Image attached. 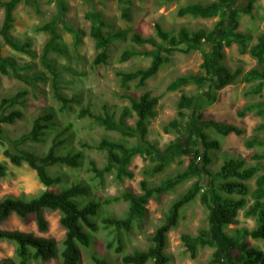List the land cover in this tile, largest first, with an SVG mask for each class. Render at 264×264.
Returning a JSON list of instances; mask_svg holds the SVG:
<instances>
[{"label": "trees", "instance_id": "trees-1", "mask_svg": "<svg viewBox=\"0 0 264 264\" xmlns=\"http://www.w3.org/2000/svg\"><path fill=\"white\" fill-rule=\"evenodd\" d=\"M22 1L24 0H0V10L4 12L0 37L3 38L4 44L12 50L33 56L30 50L31 44L28 41H20L11 35L15 21L13 13ZM173 1L163 0L167 4ZM25 2L38 13L40 12L37 0H25ZM118 2L125 4L129 3V0H118ZM233 4L234 0H216L207 4L192 3L182 6L176 12L179 18L189 16L212 19L219 17L220 20L211 31L205 29L189 31L186 28H181L175 36H172L158 23L154 26L156 37H144L140 33L131 32L130 41L133 46L124 50L121 55L122 63L135 57L151 58L148 67L116 73L121 86L128 89L131 82H136L138 88H144L174 53L203 51L201 71L177 77L167 86L166 90L167 92H176L192 85L196 86L198 90H203L205 87L207 90L202 91L199 96L182 94L177 103L178 118L166 124L163 131L165 134H170L172 131L180 132L187 118H190V122L187 124L188 131L191 129L192 123L200 128L199 138L187 142L178 140L176 144L168 148V151H171L173 155L188 156L191 160L189 170H194L197 166L201 167L202 165L199 175L206 173L211 180V185L207 188L201 180H198L174 200L163 222L149 237L150 245L145 250L128 252L124 233L131 231L135 221H141L146 217V206L152 198L172 191L187 175L180 174L167 178L156 186H150L146 181H142L140 184L142 194L136 195L132 191L126 190L119 196L108 197L99 202L94 199H86L90 192V187L87 184L74 182L72 185H64L62 175L53 174L50 170L56 166L74 170L81 168L85 160V149H95L107 154V162L102 168H98L95 161L89 162L88 170L99 179L100 184H103L105 176L109 174H114L115 179L119 182L125 179H134L135 174L130 166L136 156L146 157L150 162L155 163L161 152L149 141L148 134L150 123L157 116L156 108L162 96L152 95L151 92H144L138 98H131L130 107H125L122 110L118 120L107 112L103 117L93 115L89 107L83 108L78 114L80 119L91 117L106 131L120 133L122 140L114 141L103 138L92 146L81 143L79 150L60 154L58 151L65 144V140L54 139L51 146L42 155L27 150L23 146L27 143L39 144L43 141V137L53 125L54 114L49 112L37 117L28 133L13 139L5 134L1 125H13L24 117L22 110L15 108L26 105V96L29 92L24 89L13 96L2 98L0 101V140L6 145L2 153L6 160L0 162V180L7 177L9 163L14 167L27 165L36 172L37 178L43 186L47 188L59 186L60 190H45L30 198H3L0 200V223L8 220L12 215H16L24 222H28L31 217H34L38 230L46 232L48 223L43 212L45 210L59 212L60 223L66 231L65 238L61 243L60 264H79L82 256L81 248H89L92 244L93 234L101 230L106 232L109 239L106 244L107 250H113L116 256L109 258L94 253L91 256L93 264H148L150 262L169 264L171 259L165 252L168 234L179 224L182 210L200 196L202 205L208 210V228H201L195 237L189 234L181 236L185 253L195 259L200 248H211L214 249V252L207 264H229L212 232V229L216 228L220 235L219 239L225 244V254H228L235 264H264V154L256 153L252 156V159L256 161L254 165L246 166V160L239 158L225 161L220 170L215 173L208 168L211 163L208 152L220 150L221 142L218 139H210L204 133L205 130H213L222 138L233 134L242 136L245 133L244 129L240 127L205 117V109L217 101L216 92L236 84L238 77L242 74L241 69L231 71L222 62L223 49L236 43L240 46L241 53L247 52L255 58L260 68L248 71L242 80L248 84L259 81L256 89L252 90L253 94H259L264 87V33L258 37V43L248 49V43L252 40V36L238 32V29L241 16L251 14L252 4L244 10L234 7ZM67 11L68 7L65 1L59 0L56 16L37 28L38 32L50 35L41 56L42 63L50 70L51 64L47 62V56L52 52H63L62 48L57 46L60 40L58 28L59 25H65ZM84 17L90 22V36L98 51L93 65L95 67L105 65L109 59V46L115 39L123 36V32L111 33L107 31L109 24L100 12L93 9L87 10ZM122 17L130 21L128 8L123 10ZM66 29L73 32L71 28L66 27ZM210 43L214 45L216 53L202 49L205 44ZM148 46L153 50L147 49ZM9 63L2 56V45L0 44V73L2 75H9ZM17 78L30 86L44 81L43 77L30 79L17 75ZM57 78L58 75L55 73L54 96L61 103L60 112L63 113L70 104L76 103L77 100L67 98L61 93ZM204 97L205 102L203 101ZM256 107H259L258 113L264 117V103ZM245 113L246 110H242L239 112V116L244 117ZM128 118H135L133 126L127 123L126 119ZM262 128L264 126L260 127V129ZM125 138L135 139L136 144L130 145ZM200 145L204 148V153L199 147ZM245 146L248 149H253L257 146H264V143L256 141V139H248ZM199 160L203 163H198ZM164 168L165 163L159 162L152 170L146 169L144 173L152 176L162 172ZM260 172L262 174L257 176ZM256 176V188L251 190L248 183ZM248 196L253 200L250 205ZM122 200L128 203L127 213L123 217L101 215L103 205L119 203ZM240 211H244L247 218L256 219V228L249 230L243 227L234 229L231 233L226 232V228L237 223ZM250 239L261 242L262 246H254ZM1 242L13 244L15 256L12 259L2 260L0 264L45 263L59 255L58 244L55 240L38 237L31 233L0 230Z\"/></svg>", "mask_w": 264, "mask_h": 264}, {"label": "rangeland", "instance_id": "rangeland-1", "mask_svg": "<svg viewBox=\"0 0 264 264\" xmlns=\"http://www.w3.org/2000/svg\"><path fill=\"white\" fill-rule=\"evenodd\" d=\"M40 5L38 13L33 7L26 4L25 0L16 8L13 15L15 18L14 27L11 35L20 41H28L31 44L33 56L18 53L4 44L0 37L2 45V56L9 63V75L0 73V101L4 97L15 95L20 90H27L26 105L16 107L24 113V117L13 125L2 124L1 127L5 134L13 139L28 133L33 125V121L46 113H53V125L43 137L39 144L27 143L23 146L27 150L44 154L51 146L52 141L65 140V144L60 147L59 153L66 154L71 150H79L81 143L89 145L97 144L101 139L122 140L118 132L106 131L99 126L91 117L79 118L78 114L83 108L90 109V112L96 116H105L106 112L114 115L118 120L122 110L130 107L131 98H138L144 92H151L152 95H161V100L157 106V116L149 126V141L161 152L155 163L143 156H136L130 166L135 177L132 180L125 179L119 182L114 174L105 176L103 184H100L98 178L94 177L88 169L89 162L95 161L98 168H102L107 162L106 152L85 149L84 164L79 169H70L64 166H56L50 170L51 173L62 175L64 185H72L74 182H82L90 187L87 200L94 199L103 201L121 195L124 191L130 190L134 194H142L141 182L146 181L150 186L159 185L167 178H172L180 174L187 175L179 185L172 191L154 197L146 206V217L141 221H135L131 231L124 233L126 250H145L149 245V237L155 232L156 228L163 222L164 217L174 200L186 192L196 181L201 180L207 188L211 185L210 178L206 173L199 175L201 167L197 166L194 170H189L191 160L188 156L173 155L168 148L176 144L178 140L187 142L200 137V128L191 124L188 131L187 118L180 132L172 131L165 134L163 127L172 120L177 119V103L182 94L201 95L202 91L192 85L176 92H167V86L177 77L189 73H198L201 71L203 63V51H192L190 53L176 52L170 56V60L161 68L159 73L150 79L144 88H138L136 82L129 83V88L121 86V82L116 73L135 71L140 68L148 67L151 58L135 57L128 62L120 61L124 50L133 46L130 41L131 32H137L144 37H156L154 26L160 24L172 36L177 35L181 28L189 31L205 29L211 31L214 25L220 20L219 17L212 19H202L193 17L179 18L176 15L177 10L185 5L198 3L207 4L216 0H174L171 3H164L163 0H129V3H119L118 0H64L68 11L65 14V25H59L58 34L60 40L57 43L63 52H52L47 56V62L51 64V70L48 69L41 60V56L50 35L44 32H38L44 23L52 20L58 10L59 0H37ZM252 4L251 14H243L239 21L238 32L250 34L252 40L248 43V49L258 43V37L264 33V0H234V7L240 10L247 9ZM130 10V21L123 19L124 9ZM93 9L100 12L111 33L123 32V36L115 39L109 46V59L107 64L95 67L93 61L98 53L95 43L90 36V22L85 19V12ZM4 19V12L0 10V28ZM71 28L73 32H69ZM141 49V48H140ZM147 49L153 50L148 46ZM203 50L216 53L213 44H205ZM223 63L231 70L241 69L242 74L238 77L236 84L217 91V101L208 106L204 113L206 118L244 129L242 136L230 135L221 138L213 130H205L204 133L210 139H218L221 142V148L218 151L210 150L208 152L211 163L208 168L211 172H218L223 163L229 159H244L246 166L256 164L252 156L256 153L264 154V146H257L248 149L245 146L246 140L256 139L264 143V117L258 113L259 104L264 103V87L259 94H253L259 81L253 83L244 82L243 76L254 68H260L258 61L249 53H241L240 46L233 44L231 47H225L222 51ZM58 75L57 83L61 93L67 98H75L76 103L70 104L65 112H60L61 103L54 96V74ZM17 75L26 78L43 77L44 81L37 82L35 86H30L17 78ZM205 102V97L203 98ZM246 110L245 116L240 117L239 112ZM189 115V112H187ZM131 126L135 123V118L126 119ZM125 140L130 144H136L135 139ZM204 153L202 145L199 146ZM6 145L0 140V162L5 161L3 151ZM203 157V156H202ZM203 159V158H202ZM165 163L162 172L152 176L144 173L146 169L152 170L156 164ZM199 160L198 163L202 164ZM8 175L0 180V200L5 197H26L30 198L38 195L45 190L59 191L60 187L55 186L47 188L43 186L35 171L27 165L14 167L9 163ZM262 174L260 172L257 176ZM256 177L248 184L251 190L256 188ZM249 205L253 200L247 197ZM84 200V201H87ZM128 210V203L120 201L110 205H103L101 208L102 216L114 215L123 217ZM43 215L48 223L46 232L38 230L36 220L31 217L28 222L22 221L16 215H12L8 220L0 223V230L20 231L31 233L38 237L55 240L58 244V257L45 263L32 264H60L61 243L65 238L66 231L60 223V213L57 211L45 210ZM208 210L202 205L200 196L194 202L182 210L181 219L176 228L168 234V244L165 250L170 256L169 264H207L211 259L214 249L200 248L198 255L192 259L185 253L181 236L189 234L193 237L198 235L201 228H208L207 222ZM101 221V220H100ZM99 221V222H100ZM101 224V223H99ZM257 222L253 217L247 218L244 211H240L238 221L225 229L231 233L237 228H247L252 230L256 228ZM215 239L223 249V254L227 257L229 264H235L232 258L225 254V244L219 239V233L216 228L212 229ZM108 236L104 230L93 234L92 244L89 248H81V261L79 264H93L91 256L98 253L102 257H115L113 250L108 251L106 244ZM254 246H262L261 242L250 239ZM15 256V246L8 242L0 243V262L4 259H12ZM148 264H153L152 262Z\"/></svg>", "mask_w": 264, "mask_h": 264}]
</instances>
